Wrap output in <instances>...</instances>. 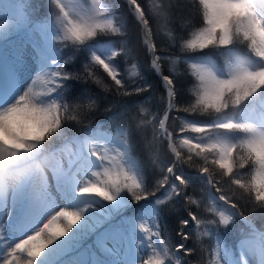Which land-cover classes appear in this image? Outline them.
Here are the masks:
<instances>
[{
	"label": "snow or ice",
	"instance_id": "snow-or-ice-1",
	"mask_svg": "<svg viewBox=\"0 0 264 264\" xmlns=\"http://www.w3.org/2000/svg\"><path fill=\"white\" fill-rule=\"evenodd\" d=\"M123 2L162 113L110 0H0V264H264V0Z\"/></svg>",
	"mask_w": 264,
	"mask_h": 264
},
{
	"label": "trees",
	"instance_id": "trees-1",
	"mask_svg": "<svg viewBox=\"0 0 264 264\" xmlns=\"http://www.w3.org/2000/svg\"><path fill=\"white\" fill-rule=\"evenodd\" d=\"M5 1L8 4L12 3V0H5ZM145 2H147V0H145ZM45 3H46V0H45ZM110 3L114 5V7L116 8L117 15L121 17L127 25V28H128L127 43L129 44V47L132 48L133 50V59L131 63L136 64L138 69L141 70L145 74V77L149 79V82L155 85L153 92L150 93V95L153 97V100L150 101L147 105H145V107H148L150 111H153V112L160 111L162 113L163 104L160 101V97L164 95V92H163L162 87L157 83L158 77H156L155 74L152 73L149 67L151 58L147 53V49L144 47L142 43L140 32L136 28L133 19L128 17L126 6L124 5L123 0H110ZM14 36H18V35H13L12 37ZM3 42L5 41H0V44ZM158 42H160L159 38H158ZM213 58L215 59V57ZM120 63L122 64V71L124 72L133 71L131 64H129L126 60L120 61ZM186 68H187L186 65L178 66V71L183 75L185 73ZM104 75H105V78L108 79L106 77V74ZM185 86L188 88L191 87V85L187 83L185 84ZM94 90L100 93V95L102 96L104 95L102 89H94ZM111 100H112L111 95H108L105 99H103L101 101L99 112L95 114L94 117L91 118L93 123L102 125L106 130H107V125H104V121L110 119L111 113L106 112L105 109L109 106V101ZM115 111L116 109L112 108V112L114 113ZM184 115L187 118V114H184ZM170 158H173V156L165 148L164 159L168 160ZM214 158L215 157L210 156L209 160L214 159ZM200 163H201V158L194 157L193 166L186 167L185 171L187 175L193 177V184H192V187L189 189V191L193 193L197 199H203L205 206H207V205L212 204L213 201L207 194L206 186L203 184L202 181L198 179L197 176H195V174H197V169ZM218 171H219V168L215 167L214 174L215 172H218ZM225 187L227 188L228 185H225ZM157 195L158 196L162 195V192L157 193ZM181 204H183V200H179L175 207L178 212L183 213V208L181 207ZM166 223L169 225V227H171V221H166ZM256 226L257 228H264V221L257 219ZM243 227H244L243 223L238 221L236 225L230 226L228 230L224 231L221 234V239L223 240L225 245L233 248V251H238L237 237L241 234L240 229H242ZM190 231H192L191 228H190ZM192 260H193V264H197V258L195 256L192 257Z\"/></svg>",
	"mask_w": 264,
	"mask_h": 264
},
{
	"label": "rangeland",
	"instance_id": "rangeland-1",
	"mask_svg": "<svg viewBox=\"0 0 264 264\" xmlns=\"http://www.w3.org/2000/svg\"><path fill=\"white\" fill-rule=\"evenodd\" d=\"M2 2H3V4H8L5 0H2ZM20 38H21V36L18 35V36L12 37L11 39L12 40H18ZM11 54H12V46H11L10 42L0 45V63H2V61L5 57L10 58ZM24 75L27 76L28 73L25 72Z\"/></svg>",
	"mask_w": 264,
	"mask_h": 264
},
{
	"label": "water",
	"instance_id": "water-1",
	"mask_svg": "<svg viewBox=\"0 0 264 264\" xmlns=\"http://www.w3.org/2000/svg\"><path fill=\"white\" fill-rule=\"evenodd\" d=\"M208 195L211 197V190L208 189Z\"/></svg>",
	"mask_w": 264,
	"mask_h": 264
}]
</instances>
